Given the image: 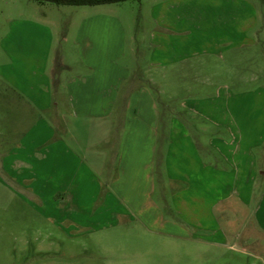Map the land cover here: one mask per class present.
<instances>
[{
	"label": "crops",
	"instance_id": "1",
	"mask_svg": "<svg viewBox=\"0 0 264 264\" xmlns=\"http://www.w3.org/2000/svg\"><path fill=\"white\" fill-rule=\"evenodd\" d=\"M156 4L144 80L157 86L164 71L171 81L233 79L249 88L219 82L213 94L180 103L170 91L165 120L157 95L115 62L122 52L113 29L116 21L123 32L122 21L104 8L114 4L91 6L80 24L86 45L76 43L77 59L60 75L56 26L13 19L0 43L8 68L0 72V170L71 227L135 222L149 239L220 246L217 211L249 204L264 176V83L251 86L264 73L255 8L233 0Z\"/></svg>",
	"mask_w": 264,
	"mask_h": 264
},
{
	"label": "rangeland",
	"instance_id": "2",
	"mask_svg": "<svg viewBox=\"0 0 264 264\" xmlns=\"http://www.w3.org/2000/svg\"><path fill=\"white\" fill-rule=\"evenodd\" d=\"M233 1L243 7L250 3L255 8L258 38L255 56L259 67L264 68V0ZM163 3L164 0H129L104 7L115 10V16L122 21L123 32L116 21L113 29L115 51L122 52L115 62L119 67L130 68V78H139L137 84L148 87L157 95L161 100L163 119L168 118L166 108L170 91L177 92L176 102L180 103L182 99L213 94L219 82L249 88V82L233 79H213L207 86L206 81L196 78L171 81L164 71L157 74V86L144 80L139 70L147 67L154 51L152 35L156 22L151 18V10L155 4ZM94 7L55 0H0V43L8 40L13 19L47 20L51 26H56L53 67L56 75H60L69 70L66 66L68 61L77 59L76 43L86 45L84 36L80 34V24ZM121 39L122 42L116 45ZM4 60L0 57V65ZM30 67L27 63L18 64L16 68L24 72ZM4 71L8 68L0 66V72ZM124 73L127 71L120 70L119 73L115 70V74ZM260 83H264V73L251 86ZM31 194L0 170V264H264V176L261 175L257 178L249 204L243 203L235 210L217 211L224 233L220 246L189 239H149L151 237L142 236L140 232L143 230H138L135 222L122 224L114 230L96 229L95 225L93 229L77 225L71 227L52 218L51 210ZM157 196L160 197L159 192ZM157 196L153 199L156 200Z\"/></svg>",
	"mask_w": 264,
	"mask_h": 264
},
{
	"label": "trees",
	"instance_id": "3",
	"mask_svg": "<svg viewBox=\"0 0 264 264\" xmlns=\"http://www.w3.org/2000/svg\"><path fill=\"white\" fill-rule=\"evenodd\" d=\"M55 1L70 5H75V6H98V5H106V4H118L129 0H55Z\"/></svg>",
	"mask_w": 264,
	"mask_h": 264
}]
</instances>
